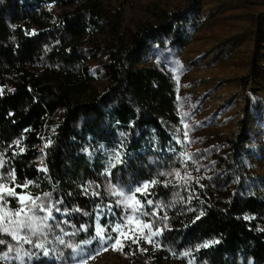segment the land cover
Masks as SVG:
<instances>
[{
  "label": "trees",
  "instance_id": "16d2710c",
  "mask_svg": "<svg viewBox=\"0 0 264 264\" xmlns=\"http://www.w3.org/2000/svg\"><path fill=\"white\" fill-rule=\"evenodd\" d=\"M113 1L0 3L2 182L11 186L8 173L14 169L17 182L33 181L27 189L16 191L60 201L56 207L62 211L54 215L69 220L63 224L68 229L96 218L98 210H102L101 225L108 229L116 212L113 207L114 214L107 210L103 185L111 180L130 188L155 178L160 184L147 198L139 197L146 208V199L159 200L165 207V223L171 231L160 236L162 248L174 254L190 250L185 258L194 257L195 264H248L250 260L264 264V196L255 180L244 182L240 162L248 139L246 126L230 142L233 145L220 166L227 186L218 184L211 194L195 184L197 192L187 190L185 195L181 187V200H177L173 186L161 184L167 176L180 180L183 172L177 161L182 148L176 140L175 86L163 69L142 66L139 58L150 42L169 41L184 48L189 43L188 25L197 21L199 10L194 7L199 0H192L188 10L163 11L156 21L133 29L125 26L124 12L114 8ZM97 60L102 63L99 78L89 67ZM122 139L125 162L116 164L108 177L109 162L115 163L111 150ZM92 191L101 195L93 197ZM45 193L51 196L46 198ZM77 207L82 211H72ZM64 208L70 216L63 214ZM84 211L89 215L84 216ZM201 211L204 215L193 223ZM205 240L219 243L196 250L195 245Z\"/></svg>",
  "mask_w": 264,
  "mask_h": 264
},
{
  "label": "rangeland",
  "instance_id": "374dc122",
  "mask_svg": "<svg viewBox=\"0 0 264 264\" xmlns=\"http://www.w3.org/2000/svg\"><path fill=\"white\" fill-rule=\"evenodd\" d=\"M113 2L114 8L123 10L125 26L130 29L156 21L163 11L182 12L190 9L192 4V0ZM48 8L58 12L53 6ZM194 8L199 10L197 21L188 25L186 36L189 43L184 48L169 41L150 42L139 58L142 66L163 69L175 86V113L178 117L176 140L182 148L177 161L183 172L180 180L167 176L161 184L173 186L177 200H181V187L185 189L182 191V195H185L187 190L189 194L197 192L192 187L195 184L196 187L202 185L208 188L211 194L218 184L227 186L222 181L225 175L220 166L225 162L226 150L233 145L230 142H234L240 130L246 126L248 139L240 158L245 168L243 179L246 184L255 180V186L261 188L258 192L264 196V0H199ZM101 64L97 60L89 66L95 78H99ZM101 85L99 81L98 86ZM108 186L109 182L102 189L107 199L105 204L111 203L116 213L110 227L105 228V234L115 237L117 233L112 232V227L116 223L122 224V231H127L132 225L121 220L125 209L115 206L117 197L109 194ZM135 195L139 199L145 198L139 193ZM154 206L145 207V210L151 212ZM157 211L161 214L159 218H162L165 207ZM143 219L156 220L157 217ZM164 223L161 220L155 226L163 227ZM85 224L89 226L88 232L78 231L79 227L68 229L62 224L66 232L77 233L64 236L65 241L75 245L81 240L90 239L96 231V218L88 219ZM60 234L56 229L53 235ZM6 239L12 242L10 237ZM49 239L52 240L53 236H49ZM153 239L154 244L141 240L139 247L127 241L122 251L107 247V250L89 259L87 264H188L187 258L157 246L160 245V236ZM99 246L98 240L93 241L85 251H94ZM49 247L64 255L57 257L54 253L51 257L42 258L45 264H74V254L70 248L55 241ZM140 248L147 251L141 252ZM5 249L6 246H0V250ZM155 256L159 257L160 262L158 259L153 261ZM0 264L4 262L0 261ZM33 264L39 262L34 261Z\"/></svg>",
  "mask_w": 264,
  "mask_h": 264
},
{
  "label": "snow or ice",
  "instance_id": "6c2138e0",
  "mask_svg": "<svg viewBox=\"0 0 264 264\" xmlns=\"http://www.w3.org/2000/svg\"><path fill=\"white\" fill-rule=\"evenodd\" d=\"M4 0H0V3H3ZM35 34L34 30L33 33ZM2 91V90H0ZM9 91H12L9 89ZM11 115V114H10ZM120 136L123 138L126 136L125 133H120ZM185 137H187V132H185ZM19 145V141H14ZM51 141H47L45 147L50 144ZM101 147H104L101 145ZM125 142L122 139L118 145L114 146L111 150L114 154L115 163L109 162L110 167L106 169V175L112 177L113 173L111 169L116 167V164H123L125 161L123 156L126 154L124 152ZM19 151L23 153L24 148H20ZM16 155V152H13V156ZM181 155H185L181 153ZM189 158H191L189 154ZM5 165V160L0 158V168H3ZM42 172H47V168L38 169ZM3 173H0V246H6L5 250H0V261H3L4 264H33L34 261L39 262V264H45L42 258L51 257L54 253L57 257L63 256L64 253L59 252L55 248H50L49 245L54 241L58 242L60 245L70 248L74 254L72 259L74 264H87L89 259H93L95 255L99 254L100 251L107 250V247H111L113 250L122 251L125 247L127 241H131L132 244L139 247L140 241L143 240L146 243L154 244V237H159L163 235L165 230L171 231V228L167 223L163 224V227L155 226L161 220L166 222L168 220L167 213L165 212L162 218L158 217V209L164 207L161 201H153L152 199H146L148 206H153L152 211L148 212L145 210V203L141 199L137 198L136 193L141 194V196L147 198L150 195V188L157 184V180L145 179L142 182H136L134 188H128L125 190V186H122L119 181L113 183L109 181L108 192L110 195L117 197L115 200V206L117 208L125 209L124 214L121 216V220L132 225L127 231H122V224L116 223L112 227V232L117 233L115 237L111 234H105V226H102L100 223V215L102 210L96 212V231L95 234L91 236L90 239L81 240L79 244L67 243L64 239V236L76 235V232L68 233L65 231L62 224H69L70 221L67 219L58 220L55 213H61V208L56 207V204H59L60 201L52 202L51 200H41L39 197H34L26 192H17L16 189H27L29 185L33 184V181L25 179L23 184L17 182L15 176V170L13 169L8 173L9 184L7 186L3 183ZM164 175V173H161ZM198 182V180H197ZM99 188V185H96ZM167 187V183L165 184ZM202 187V185H201ZM84 194L88 195V189L85 187L83 189ZM91 195L93 197L100 196V192L92 191ZM44 196L50 197L51 193H45ZM11 198V199H9ZM192 197L189 196V200ZM16 204L18 207H13L12 205ZM97 209H100V206L97 205ZM107 210L110 214L112 213V204L107 205ZM72 211L81 212L82 209L77 207ZM63 214L65 216H70L71 211L67 208L63 209ZM84 216H88L87 211L83 212ZM204 215V212L201 211L199 216L195 217L193 223L196 220H199ZM144 217H157L156 220L149 219L145 221ZM248 219V217H245ZM51 221V223H50ZM73 228L76 225H72ZM59 229L60 235H53L55 230ZM146 230V231H145ZM78 231H89V226L85 223L79 225ZM49 236H53V239L50 240ZM6 237H10L11 241L9 242ZM99 247L94 251L86 252L85 249L88 245H91L93 241H97ZM219 240H205L202 244H196V250L200 248H208L212 244H218ZM25 245H28L25 248ZM84 246V247H82ZM157 246H160L157 244ZM141 252L147 251V249L140 248ZM80 257L77 259V257ZM182 257H189L190 250H185L180 253ZM193 258H190L188 264H193ZM248 264H253V261H248Z\"/></svg>",
  "mask_w": 264,
  "mask_h": 264
}]
</instances>
